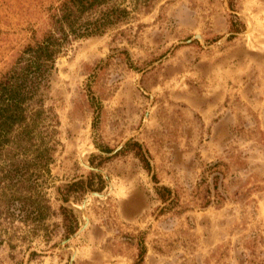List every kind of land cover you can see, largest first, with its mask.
Listing matches in <instances>:
<instances>
[{
  "label": "rangeland",
  "instance_id": "374dc122",
  "mask_svg": "<svg viewBox=\"0 0 264 264\" xmlns=\"http://www.w3.org/2000/svg\"><path fill=\"white\" fill-rule=\"evenodd\" d=\"M50 1L0 0V264H264V0H109L25 77Z\"/></svg>",
  "mask_w": 264,
  "mask_h": 264
},
{
  "label": "trees",
  "instance_id": "16d2710c",
  "mask_svg": "<svg viewBox=\"0 0 264 264\" xmlns=\"http://www.w3.org/2000/svg\"><path fill=\"white\" fill-rule=\"evenodd\" d=\"M108 1L109 0H51L50 4L45 8L48 14L46 17L47 22H44L43 26L39 28L42 36L37 40L34 39L33 44H27L22 52L23 55L18 58L19 61L25 58V56L29 58V60L25 59L20 62V64H22V62L24 64L26 61L25 63L27 64V66L22 69L23 72H25L22 73V75L24 74V76L27 77L28 72L26 71L31 69L30 66H41V64L50 62L54 59L53 48H55V44L58 42L56 37H54V33L58 30V27L64 29L63 27L65 25L67 27L71 19L73 21L77 20L79 15L84 11H91V9L102 6ZM59 12H62V15L59 16L60 18H58ZM94 26L89 28L90 32L95 28ZM82 30H84V28ZM69 31L71 33L76 32L75 29L73 31L69 29ZM37 33V31L33 32L34 37Z\"/></svg>",
  "mask_w": 264,
  "mask_h": 264
},
{
  "label": "water",
  "instance_id": "95a60500",
  "mask_svg": "<svg viewBox=\"0 0 264 264\" xmlns=\"http://www.w3.org/2000/svg\"><path fill=\"white\" fill-rule=\"evenodd\" d=\"M240 35H247V32H244V33H240ZM228 36L229 35H226L225 36V38L222 40V41H220V42H218L216 45H219V44H221V43H223L227 38H228ZM192 40H198V41H200L201 42V44H202V46L204 47V48H213V47H215V46H213V47H209V46H207L206 44H205V41H204V39H203V37L201 36V35H199V34H196V35H194L193 37H192V39H190V40H186V41H181L180 43H189V42H191ZM140 87V86H139ZM140 89H142L141 87H140ZM150 103H151V101H150ZM149 109H150V106H149V108H148V111H147V113H146V116L148 115V112H149ZM124 145V143L121 145V147ZM81 161V163H82V160H80ZM83 164V163H82ZM85 166V165H84ZM85 167H87V166H85ZM89 169H93V168H90V167H88ZM104 176H105V174L102 172V171H100ZM108 182H109V180H108ZM110 183V182H109ZM93 197H99V198H103V197H105L106 195H102V194H99V193H92L91 194ZM89 197H87L86 199H85V201H84V203H83V205H82V209H83V211L85 212V203H86V201H87V199H88ZM87 223H88V218L86 217V215H85V226L87 225Z\"/></svg>",
  "mask_w": 264,
  "mask_h": 264
}]
</instances>
